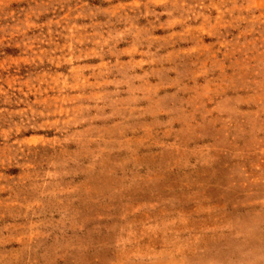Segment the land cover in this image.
Masks as SVG:
<instances>
[{"label": "rangeland", "instance_id": "rangeland-1", "mask_svg": "<svg viewBox=\"0 0 264 264\" xmlns=\"http://www.w3.org/2000/svg\"><path fill=\"white\" fill-rule=\"evenodd\" d=\"M0 264H264V0H0Z\"/></svg>", "mask_w": 264, "mask_h": 264}]
</instances>
